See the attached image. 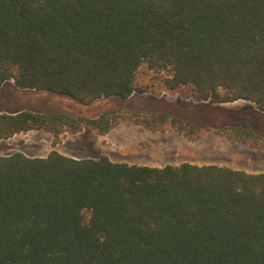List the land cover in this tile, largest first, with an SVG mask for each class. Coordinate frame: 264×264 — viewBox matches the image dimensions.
<instances>
[{
  "label": "trees",
  "instance_id": "obj_1",
  "mask_svg": "<svg viewBox=\"0 0 264 264\" xmlns=\"http://www.w3.org/2000/svg\"><path fill=\"white\" fill-rule=\"evenodd\" d=\"M9 80L85 105L157 82L264 112V0H0V87ZM131 117L151 130L200 132L167 111ZM120 119L115 110H0V141L43 129L58 143L66 131L107 133ZM215 132L264 148L248 119ZM0 264H264V172L55 149L1 155Z\"/></svg>",
  "mask_w": 264,
  "mask_h": 264
},
{
  "label": "rangeland",
  "instance_id": "obj_2",
  "mask_svg": "<svg viewBox=\"0 0 264 264\" xmlns=\"http://www.w3.org/2000/svg\"><path fill=\"white\" fill-rule=\"evenodd\" d=\"M141 76L146 81L149 80L150 83L154 81L153 73L146 70V67L142 68ZM7 85L9 86V84ZM7 91L5 88L0 90V100L7 99L10 101L14 97V102L11 104L0 101V108H3V110L26 108L27 110H38L49 117H53L60 112L96 116L107 110H115L121 116L120 123L106 134L100 135L94 129L85 128L80 133L66 131L61 135L57 145L58 148L65 153L83 157H99L106 154L114 161L147 162L158 165L179 162L180 154L176 155L175 149L170 144L172 136L169 132L171 130L169 126L167 125L165 128L158 130H146L134 123L131 117L134 112L148 114L154 111H167L172 114H181L190 121L194 120V113L199 116L204 115L201 113L211 111L214 114L210 115L225 116V112H227L228 119L231 122H241L249 119L254 121L256 128L264 132L262 124L264 123V116H257L249 108H242L249 101L244 99L226 103L197 101L190 95L188 87H183L178 92H170L157 82L145 93H136L129 98L105 97L91 105H85L69 95L49 90L21 91L19 93L15 90L14 93ZM202 120L206 125H210V121H213V119L204 117ZM210 133H206V147L215 148V150L217 147L222 151L221 153L229 154L226 157L229 162L248 166L251 162L264 159V151L261 152L249 145L230 144L222 138L210 143L208 142L210 141L209 138H215ZM14 141L13 149L7 147L1 149L0 156L10 151H24L29 155L38 156L52 148V145L55 146L53 135L43 129L18 133ZM212 159L214 158L205 160Z\"/></svg>",
  "mask_w": 264,
  "mask_h": 264
},
{
  "label": "crops",
  "instance_id": "obj_3",
  "mask_svg": "<svg viewBox=\"0 0 264 264\" xmlns=\"http://www.w3.org/2000/svg\"><path fill=\"white\" fill-rule=\"evenodd\" d=\"M7 84H9V86ZM4 88L6 90L10 91V92H13V93L15 91L17 93H19L21 91H32V92L38 91L37 89H22V88H19V87H17L15 85L14 80L7 81L5 84H3L0 87V90H2ZM239 100H241V99H239ZM0 101L4 102V103L6 102V103H11L12 104L14 102V97L10 101H8L7 99L0 100ZM236 101H238V100H236ZM236 101H234V102H236ZM246 101H249V100H246ZM203 102H206V101H203ZM249 102H246L245 105H243L242 108L251 109L252 112L255 113L257 116H261V115L264 116V112L260 111L256 107V104L254 102H252V101H249ZM24 109H26V108H20V109H16V110H3V108H0V110H2L4 112H7V113H15L17 111L24 110ZM36 111H38V110H36ZM225 113H226L225 116H223V115L220 116L219 114L218 115L216 114L214 116V115H210V114H214V113L209 111L207 113H201V114H204V115H199L200 117L197 116L196 113H194V120H192V121L187 120L181 114H174V115L180 117L184 121L185 124H187V125H195V126L199 127L200 128L199 129L200 132L198 134H194L193 136H189V135H186L182 130H178L173 125H168L169 128L171 129L169 132H170V134L172 136L170 144L175 149V154L176 155L180 154L179 155L180 161L179 162H169V163H166V164H176L177 165V164H181L183 162H191V163L200 164V165H202V164H219V165L229 166V167H233V168H237V169H243V170L248 171V172H254V173L264 172V159L261 160L263 157L260 159L261 161L251 162V163L248 164V166H241L239 164H234L232 162H229L226 159V157L229 156V154L221 153L222 151H220V149H217V147H216L217 152H216L215 148H207L206 147V145H205V144H207L206 143V141H207L206 140V133H210V132H212V133H210V135L215 136V138H212V137L209 138L210 141H208V142H210V143H213L216 140L218 141V138L225 139L230 144H239L240 143V142H237V141H231L227 137H225L223 135H220V134H217L215 132V129H217L219 127H222V126H225V125L226 126L227 125H233V124H237V123H241V122L245 121V120H243L241 122H231L228 119L229 116H228L227 112H225ZM203 117L207 118V119H213V121H210L211 122L210 125H206V123H204V121L202 120ZM250 121L253 123L254 128L256 129V131L260 135L264 136V132L259 130L258 128H256V125H255L254 121H252V120H250ZM262 124L264 126V123H262ZM137 126H141L142 128H144L146 130L149 129V128H146V127H144L142 125H139V124H137ZM84 130H85V128H84ZM149 130H151V129H149ZM78 133H80V132H78ZM99 134L103 135L101 133H99ZM104 134H106V133H104ZM17 135L18 134L14 135V136H12V137H10L8 139L0 141V150L5 148V147H7L9 149H13L12 146H14V144H15L14 138ZM58 143H54L55 146L52 145L51 146L52 148L46 150V152L44 154L38 155V156H46V155L49 154L50 151L55 149V150L60 151L61 153H64V154L72 156V157H76V158H82L83 157V156H77V155H74V154H68V153L63 152L62 150H60L58 148V146H57ZM240 144H243V143H240ZM243 145H246V144H243ZM254 148H256V147H254ZM256 149H259L261 152L264 151V148H256ZM13 152H16V151H10L7 154H10V153H13ZM24 153H26V152H24ZM27 155H29V154H27ZM102 155H106V154H102ZM30 156H37V155H30ZM87 157H91V156H87ZM95 158H97V157H95ZM207 158H214V159L205 160ZM119 162H121V161H119ZM122 162H128V161H122ZM129 163H136V162H129ZM136 164H144V165H150V166H163V165H166V164H159V165L158 164H150V163H147V162H144V163L140 162V163H136Z\"/></svg>",
  "mask_w": 264,
  "mask_h": 264
},
{
  "label": "built area",
  "instance_id": "obj_4",
  "mask_svg": "<svg viewBox=\"0 0 264 264\" xmlns=\"http://www.w3.org/2000/svg\"><path fill=\"white\" fill-rule=\"evenodd\" d=\"M168 94V93H167Z\"/></svg>",
  "mask_w": 264,
  "mask_h": 264
}]
</instances>
